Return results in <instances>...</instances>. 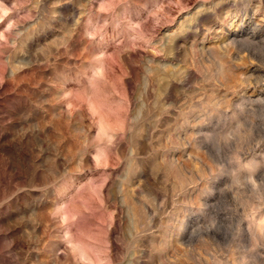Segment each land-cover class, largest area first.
<instances>
[{"label": "rangeland", "instance_id": "1", "mask_svg": "<svg viewBox=\"0 0 264 264\" xmlns=\"http://www.w3.org/2000/svg\"><path fill=\"white\" fill-rule=\"evenodd\" d=\"M0 264H264V0H0Z\"/></svg>", "mask_w": 264, "mask_h": 264}]
</instances>
